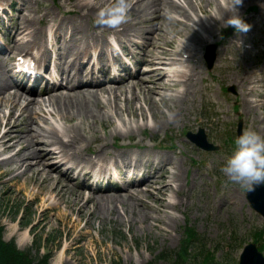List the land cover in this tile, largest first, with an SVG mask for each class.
<instances>
[{
    "label": "bare ground",
    "instance_id": "6f19581e",
    "mask_svg": "<svg viewBox=\"0 0 264 264\" xmlns=\"http://www.w3.org/2000/svg\"><path fill=\"white\" fill-rule=\"evenodd\" d=\"M211 1L216 4L214 8L208 7ZM253 1L244 0L240 6L242 15ZM111 2L112 0H69L61 5L62 12L67 13V17H58L46 9L43 15L34 14L36 10L31 3L26 0L17 1L16 36L12 39L10 48L13 52L24 51L27 46L34 44L38 50L45 51L44 41L50 32L48 35L61 43L59 46L56 44L58 58L63 59L66 52L70 53L71 59L61 67L64 72L63 81H76V74L71 70L65 73L66 69L72 67L80 74L82 65L91 55V48L94 51L99 49V53L103 51V43L107 42L105 35L108 33H113L120 39L121 46L129 50V53L139 51L141 54L138 58L146 66L134 76L113 79L108 84H101L100 81L94 87L84 88L82 86L86 81L81 86L72 82L70 87L66 86V90L55 89L43 94L46 96L35 97L9 84L7 64L0 55V181L15 187L18 177L23 176L24 180L17 190L27 188L30 178V181L36 179L41 184L45 183L49 191L58 194L73 181L69 175L79 172L88 174L94 167L105 169L103 164L109 160L113 161L114 166H117L118 160L124 162L125 166L121 168V171L125 168L121 173L123 177L130 172L128 170H134L125 161L133 152L129 154L120 150L124 146L118 144H115L116 151L107 149L108 141L95 132L96 121L109 127L112 138L117 134L131 135L134 130H142L148 125L157 130L179 121V116L187 113L184 109H188L187 102H192L190 99L196 92L201 100L203 94L207 95L208 88L205 87L208 84L198 85L197 82V79L202 81L205 78L199 54L206 44L217 41L215 33L229 0H130V19L119 29L97 25L98 30L92 28L88 31L84 20L96 18L98 10ZM260 2L258 16L262 23L264 0ZM50 16L54 18L49 19V25H35L48 20L47 17ZM245 20L251 27L256 26L257 20L252 16L245 17ZM18 37L22 39L20 42H17ZM240 38L243 39V36ZM230 46L232 44L228 43L219 52V61L226 59L225 54ZM112 53L110 48L108 56ZM92 62V66L99 63V55ZM250 74L243 76V81L251 79L250 83L255 88L263 87L264 90V77ZM232 75V71L227 74L234 79ZM204 88L206 92H203ZM136 101L140 103L136 104ZM247 101L249 106L264 105L261 98H247ZM124 116L130 117V122ZM137 116L143 120H137ZM135 143L144 149L133 154L136 164L142 159L148 163L158 161L156 167L144 175L131 178L129 182L123 181L115 189L99 188L85 193L76 188L70 195L72 201L79 200L78 215L88 211L89 221L103 211L116 212L121 208L126 213L129 210L135 212L137 202L145 203L154 212L162 211V207L175 206L172 193H177L182 186L181 162L171 159L166 153L157 154L156 151L145 148L143 143ZM126 146L130 147L131 144ZM61 167L63 172L59 171ZM166 190L170 191L167 193L168 197L163 199L160 195ZM147 194L152 202L145 201L143 196ZM58 199L60 200V196ZM58 207L56 199L45 206L43 212L45 214L48 209H56V218L62 214L67 218L72 216L71 208L70 211H61ZM143 215L148 221L159 222L158 229L164 230L165 220L151 212ZM27 232L26 229L19 236V245L28 241ZM60 261L59 258L58 263Z\"/></svg>",
    "mask_w": 264,
    "mask_h": 264
},
{
    "label": "rangeland",
    "instance_id": "374dc122",
    "mask_svg": "<svg viewBox=\"0 0 264 264\" xmlns=\"http://www.w3.org/2000/svg\"><path fill=\"white\" fill-rule=\"evenodd\" d=\"M67 1L69 0H26L36 10L34 14L43 15L46 9L58 17H67V13L62 12L61 8L63 2ZM260 1L263 0H254L253 4L244 9L243 16L251 14V6L259 10L262 3ZM215 5L211 1L208 7L214 8ZM53 16L35 25H45L49 19L54 18ZM95 19L92 17L88 21L84 20L88 31L92 28L99 29ZM257 28L259 31L253 28V34L247 32L246 35V39L250 36V41L261 42L258 47L248 42V45H252L251 50L264 45V28L260 23ZM224 31L230 34L234 31L237 35L241 33L233 26L224 27L220 23L214 38H218ZM239 53L242 55L241 60H226L217 63L210 70L202 62L205 77L203 84L211 83V88L202 101L197 92L195 100L191 104L190 101L187 102L188 109H184L187 113L179 116V121L171 122L157 130H153L149 125L146 129L134 130L131 135L117 134L113 138L109 127L102 126L99 121L94 123L96 134L105 137L109 143L107 149L113 151L117 150L115 144L137 145L135 142L143 143L146 147L151 144L172 147V150L168 149L166 152L170 158L181 162V174L183 172L181 189L172 193L173 200L176 201L175 206L169 205L162 207V211L154 212L145 203L137 202L134 206L135 212L129 210L126 213L121 208L116 212L103 211L88 221L89 212L78 215L79 200L72 201L70 195L76 188L85 192L84 187L71 182L66 189L55 194L54 191L48 190L45 183L41 184L36 179L30 181L28 178L27 188L17 190L24 180L23 176H19L15 187L0 181V221L4 224V239H13L20 249L29 248L32 255L41 256L48 252V264H169L168 258L158 255L161 252H172L180 246L184 227L188 224L202 236L205 248L213 252L214 258L219 262L217 264H237L242 246L249 241H254L264 252L263 217L251 209L243 198L245 188L228 181L221 170L223 163L236 147V123L239 119L242 120V131L251 127L264 133V105L247 106L246 110V107L239 103L242 98L241 78L248 71L259 73V78L264 77V69H260L264 65H259L263 61L240 50ZM228 71L233 72L234 80L224 76ZM209 72L218 79L213 76L211 80V75H207ZM230 85L236 86V92L224 89ZM261 98L264 99V95ZM121 103L124 104L123 101ZM135 103L139 104L140 101ZM124 117L130 122V117ZM135 118L143 120L139 116ZM61 123L63 124V121ZM200 126L206 131L208 140L220 145L217 151H203L185 140L184 134L187 130L196 131ZM226 138H233L232 145L224 143ZM131 150L137 148L132 147ZM183 151L187 152L185 157H182ZM169 191L161 194V198L166 199ZM143 197L145 201L152 202L150 195ZM56 199L59 202V210L70 211L71 208V217L67 218L62 214L56 218V209H48L44 214L43 208ZM145 212H151L165 220L164 230L158 229L159 222L146 220L143 215ZM26 229L28 241L19 245L18 238ZM195 245L203 248L200 243ZM193 252L194 250L191 251ZM193 262L198 264L199 261L191 255L186 264Z\"/></svg>",
    "mask_w": 264,
    "mask_h": 264
},
{
    "label": "clouds",
    "instance_id": "9594fccd",
    "mask_svg": "<svg viewBox=\"0 0 264 264\" xmlns=\"http://www.w3.org/2000/svg\"><path fill=\"white\" fill-rule=\"evenodd\" d=\"M243 2L244 0H229L227 10L220 19L224 27L233 26L237 32L249 30L251 25L240 10ZM131 7L130 0H112L98 10L95 23L119 29L130 19ZM186 55L187 53L185 57ZM235 144L234 151L223 163L221 170L228 181L248 191L254 190L257 185L264 184V133L256 128H246Z\"/></svg>",
    "mask_w": 264,
    "mask_h": 264
},
{
    "label": "trees",
    "instance_id": "16d2710c",
    "mask_svg": "<svg viewBox=\"0 0 264 264\" xmlns=\"http://www.w3.org/2000/svg\"><path fill=\"white\" fill-rule=\"evenodd\" d=\"M185 234L186 237L179 250L175 251L173 255L172 253L169 254L171 259L174 258L172 259L174 264H183L187 260L190 245L197 240V234L191 227H186ZM49 255L46 253L41 257L33 256L29 249H18L13 240L5 241L3 239V226L0 224V264H48ZM158 256L166 257L167 254L161 252ZM117 264L121 263L118 262ZM203 264H213L208 254L204 255Z\"/></svg>",
    "mask_w": 264,
    "mask_h": 264
},
{
    "label": "water",
    "instance_id": "95a60500",
    "mask_svg": "<svg viewBox=\"0 0 264 264\" xmlns=\"http://www.w3.org/2000/svg\"><path fill=\"white\" fill-rule=\"evenodd\" d=\"M209 65L212 63V58H208ZM248 198L252 202L253 207L264 215V184H259L254 190L248 191ZM263 256L257 252L253 243L245 246L241 253L240 264H263Z\"/></svg>",
    "mask_w": 264,
    "mask_h": 264
}]
</instances>
